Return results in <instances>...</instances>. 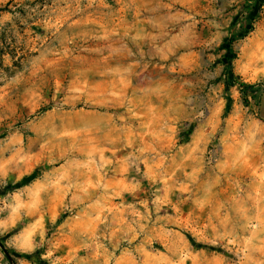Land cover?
I'll return each instance as SVG.
<instances>
[{
	"label": "rangeland",
	"instance_id": "obj_1",
	"mask_svg": "<svg viewBox=\"0 0 264 264\" xmlns=\"http://www.w3.org/2000/svg\"><path fill=\"white\" fill-rule=\"evenodd\" d=\"M0 264H264V0H0Z\"/></svg>",
	"mask_w": 264,
	"mask_h": 264
},
{
	"label": "trees",
	"instance_id": "obj_2",
	"mask_svg": "<svg viewBox=\"0 0 264 264\" xmlns=\"http://www.w3.org/2000/svg\"><path fill=\"white\" fill-rule=\"evenodd\" d=\"M233 77V76H232ZM241 87H250V86H247L246 84H240Z\"/></svg>",
	"mask_w": 264,
	"mask_h": 264
}]
</instances>
